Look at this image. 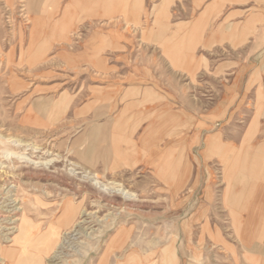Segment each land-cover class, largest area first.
Instances as JSON below:
<instances>
[{
	"label": "rangeland",
	"instance_id": "obj_1",
	"mask_svg": "<svg viewBox=\"0 0 264 264\" xmlns=\"http://www.w3.org/2000/svg\"><path fill=\"white\" fill-rule=\"evenodd\" d=\"M215 1L225 12L203 15L212 0H100L99 11L98 0H0V264H24L30 256L42 264H258L238 243L217 157L224 146L234 148L229 158L242 164L243 175L245 151L264 149V141L254 140L264 126L253 124L264 121V110L242 103L223 107L219 93L233 84L234 67L220 70V77L214 69L243 52L250 30L243 24L232 29L231 41L227 29L215 39L214 33L221 23H244L250 16L230 11L264 7V0ZM93 38L107 67L99 56L95 65L76 54ZM164 40L173 44L171 58L160 44L151 45ZM179 42L193 50L199 45L196 55L205 58L197 76H170ZM69 53L77 57L64 56ZM138 66L153 74L147 71L143 85L182 89L184 101L163 109L158 92L155 102L119 109L137 93L105 90L131 87ZM181 112L188 119L182 134ZM106 114L108 138L130 153L115 157L111 141L99 140L98 123ZM148 114L155 115L153 122ZM170 114L177 115V132L166 142L158 131L147 142L150 121L155 129ZM199 131L200 142L191 143ZM213 136L217 142L205 141ZM101 143L103 166L96 164ZM169 148L162 169L160 155ZM67 209L75 211V221L66 222ZM21 227L27 248L19 258L5 259ZM43 238L44 245L38 242Z\"/></svg>",
	"mask_w": 264,
	"mask_h": 264
},
{
	"label": "crops",
	"instance_id": "obj_2",
	"mask_svg": "<svg viewBox=\"0 0 264 264\" xmlns=\"http://www.w3.org/2000/svg\"><path fill=\"white\" fill-rule=\"evenodd\" d=\"M116 1V0H113ZM221 2L220 0H218ZM224 3V2H223ZM98 8V11L100 10V7L102 6V3L100 0H98V5H95ZM161 12L166 13V5L164 2L160 5ZM202 14L206 15L208 13H223L225 10L222 7V4L216 3L215 0H212V2L209 5H204L202 9ZM237 12H249L250 16L246 19V21L243 22H229L227 25L220 24L218 27V31L214 33V39L215 37H219L221 35H224V31L227 29L228 32V40L231 41L232 38V29H237L242 26V24L245 26L246 30H250V33H246L245 40L249 41V44H245V48L243 49V52H236L234 59L229 60L227 65H221L216 69V66H214V69L219 71V77H220V70L224 69L225 72L226 69L229 72L231 70V66L234 67L233 71V77L234 82L232 85L227 86L226 89L221 91L219 93V96H222L223 100V107L227 109H231L233 103H242L243 106H248L251 110H264V7L256 8V7H244V8H237L234 9V11H230V14H236ZM230 18V17H229ZM153 28L148 29V34H152ZM155 29V28H154ZM151 30V31H150ZM118 38V37H117ZM122 40V38H121ZM125 43L127 45H133V39H125ZM124 40H122L124 42ZM185 42V41H184ZM157 44H160V48L162 50V53L167 57L171 56L168 54L172 50L170 47L173 45L170 40H164V43H151L152 46H157ZM204 46H208V40H203L202 43ZM117 46H123V43H117ZM177 45V48L173 51L176 53L177 58L172 61L170 59V76L171 77H188V74L190 73L191 76L198 75L199 72L203 70L204 67V55H196V49H198L199 45L196 46L195 50L193 44L187 43H181L179 42ZM196 45V44H195ZM101 46V43H100ZM98 46L97 39L93 38L88 41L84 45V48H82V51L77 52L76 54H79L80 56L85 57L86 59H89L88 62H95V59L99 56L101 66L107 67V61H105V58H103L101 47ZM96 47V51L93 53L92 48ZM99 47V50L97 51V48ZM96 54V55H95ZM195 54V56H194ZM65 57H77V55H71V53L64 55ZM96 63V62H95ZM94 63V64H95ZM77 65V63H75ZM96 65V64H95ZM171 68L173 70H171ZM226 68V69H225ZM152 77L153 74L148 68L143 67H135L133 69V78L137 80L134 82L131 87L128 89H119L115 92L108 93L107 90L106 94H113V93H122L132 91L131 93L137 95L133 96L131 99H124L118 106L119 109L121 107H124L125 105H130V103H134L139 100V103H148L156 101V94H164L162 102H168L169 105H163V109H167L171 107L172 101H179V104L184 101V98L181 97L183 95L184 91L182 89L175 88L173 89L171 86H169L168 90H161V89H155L153 87H148V85H143L144 79L148 76ZM156 76V75H154ZM148 79V78H146ZM141 82V83H140ZM102 88V87H101ZM108 88V86H107ZM113 89V88H111ZM104 92V89H102ZM135 91V93H134ZM144 91V92H140ZM160 92V93H158ZM128 95V94H127ZM179 95V96H177ZM173 98V99H172ZM101 103V102H100ZM137 105L139 104L136 102ZM177 103V102H175ZM104 102L101 103V109H103ZM161 104V103H159ZM108 105V102H106V106ZM145 107V106H144ZM146 108V107H145ZM148 109H154L157 107L148 106ZM155 110V109H154ZM182 117L180 119L179 123V129L181 134L184 132L187 124V117L186 113L181 112ZM155 118V115H153L152 118L148 119L152 121V119ZM108 114H106L105 117L101 116L99 123H98V129L100 130V141L103 139L108 138ZM150 121L149 124L152 122ZM132 125V123H130ZM253 124H258L260 126H264L263 118H259L258 123L254 122ZM153 125V124H152ZM177 129V128H176ZM173 130L172 125L169 127L167 125L164 126V137L165 141H168V138L166 135L169 134V136L173 133V131L177 132V130ZM148 132V131H146ZM200 132H196L194 135H192L189 140L190 142H200ZM135 133V132H134ZM147 134V133H146ZM134 135L130 130L128 133V136ZM257 139H254L255 141H264V133H260L256 135ZM111 141L112 151L114 153L115 157H121L123 154H127L128 150H124L123 147H120L118 144V147H114V143L119 141L118 139L111 137V139L108 138V141ZM122 140V138H121ZM129 140V139H127ZM217 142V137L213 136L211 138L206 139L205 141L210 142ZM124 141V140H122ZM186 143V139L184 140ZM204 142V139H203ZM190 143V145H191ZM188 145V144H187ZM204 145V144H203ZM202 145V146H203ZM105 144L101 143L100 147V156L98 157L97 165H102L100 163V160L102 159V152L104 149ZM219 146V145H218ZM114 147V149H113ZM213 153L216 152L213 149ZM224 152V153H223ZM130 153V150L129 152ZM235 153L234 148L230 146H224L221 156L218 155L217 157H221L222 164H223V175L226 174L225 181L227 183L226 187V201L227 205L230 202L229 205H233V207L229 208L230 214L232 216V220L237 226V231L239 232L238 243L240 247L242 248L243 252L253 261H258V264H264V149L258 148L256 150H250L245 151L244 158L246 159L244 164V170H246L243 175L239 173L238 171L241 170V165L239 162L232 160L229 157ZM130 154H128L127 158H130ZM139 157V155H137ZM236 156V155H235ZM252 159V160H251ZM120 165V161L117 159L116 161ZM228 162V163H227ZM227 163V165H226ZM226 165V167L224 166ZM243 170V168H242ZM249 170V171H248ZM229 207V206H228Z\"/></svg>",
	"mask_w": 264,
	"mask_h": 264
},
{
	"label": "bare ground",
	"instance_id": "obj_3",
	"mask_svg": "<svg viewBox=\"0 0 264 264\" xmlns=\"http://www.w3.org/2000/svg\"><path fill=\"white\" fill-rule=\"evenodd\" d=\"M153 115L154 114H152V115L148 114V117L146 116L145 119L148 120L149 118H152ZM140 120H143V119L141 118ZM176 121H177V115L170 114V115H168V117H162L161 124L158 127H156L155 129L151 127L152 126L151 124H149L147 126V128H146V131H148L147 132V136H146V138H147L146 141L147 142L153 141L154 134L157 133L158 131H162V133L164 134V132H163L164 131V126L167 125L169 127L173 123H176ZM166 136L169 137V134H167ZM163 137H164V135H163ZM148 138H150V139H148ZM164 140H165V137H164ZM212 145H213V143H212ZM114 147H115V145H114ZM171 150H172L171 148L166 149V150H163L162 151V154L160 155L162 157V160H160V162L158 164H159V167H162V169H163V165H164L163 162L169 157V155L171 154ZM155 152H157V151H155ZM227 163H226V165H227ZM226 165H224V166L226 167ZM74 212L75 211L74 210H71V209L70 210L67 209L64 212L63 216H66V218H67L66 219V222L68 221V223H70V220H72V222L75 221L74 219L76 218L75 216H77V215H74ZM79 215H81V219H82L84 217L85 213H82V212L81 213H78V216ZM18 232H19V235L13 241V247H12V249L11 250H8L6 252V254L3 255L5 257V259L8 258L7 256H9L8 259H10V260H12L13 258L14 259H17L22 254L23 247L24 248H27L26 245H25V235H26L25 233H26V229L24 227H21ZM45 240L46 239L43 238V240L40 239V241H38V242L40 244L44 245V241ZM47 243H48V245H50L49 242H47ZM40 244H38V245H40ZM3 256L1 255V260L4 259ZM34 258H35V256H30L25 261H23V263L24 264H42L41 261H40V259H37V258L34 259Z\"/></svg>",
	"mask_w": 264,
	"mask_h": 264
}]
</instances>
